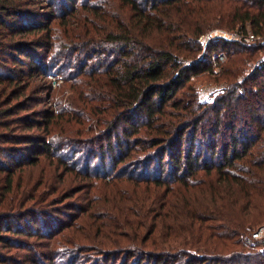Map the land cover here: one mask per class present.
I'll return each instance as SVG.
<instances>
[{
    "label": "trees",
    "instance_id": "obj_1",
    "mask_svg": "<svg viewBox=\"0 0 264 264\" xmlns=\"http://www.w3.org/2000/svg\"><path fill=\"white\" fill-rule=\"evenodd\" d=\"M56 1L0 0V264H264V44L200 40L264 0Z\"/></svg>",
    "mask_w": 264,
    "mask_h": 264
},
{
    "label": "rangeland",
    "instance_id": "obj_2",
    "mask_svg": "<svg viewBox=\"0 0 264 264\" xmlns=\"http://www.w3.org/2000/svg\"><path fill=\"white\" fill-rule=\"evenodd\" d=\"M58 1H56V9H59L60 11H62V9L65 10L66 7L70 6V4L63 5L61 2H58ZM81 1L82 0H79V2H81ZM52 2H53V0H52ZM50 6H52V4L51 3L49 4L47 1H45L42 3V5L40 7L38 6V7L33 8L35 16L36 15L40 16L39 20L41 22H43L44 24H46L48 22L46 20L50 16V12H51ZM50 22L53 23L54 21L51 20ZM214 30H221V31H225L228 33H232L230 30L223 29V28L213 29L212 31H214ZM248 44H252V43H248ZM35 52H36V55L41 58V60L46 61V53H45L44 49L42 51L37 50ZM263 55H264V53H262V58H263ZM42 58H44V59H42ZM227 60L228 59H226V61H224L223 63H226ZM55 62H56V60H55ZM58 67H60V68H57L55 70L51 69V73L49 74V76L45 77V81L48 83V85H50V89L48 92H42V96H44V97L47 96L46 105L45 104H42V105L32 104L29 106L28 111L21 112L20 115H25V114L31 113L33 111L39 112L40 110L47 107V105L49 106L52 103H56V90L61 85H63V81L60 79L61 78L60 76L62 75L61 70H62V68H64V65L63 66L59 65ZM65 70H67V69H65ZM216 72H221V66H219L216 69ZM194 80H195V84H196L198 90H200L201 98L204 101H210V100L212 101L213 98L216 96V94L219 91H221V89L224 86V83H222V84L217 83L215 80L209 79L207 77L196 78ZM58 100H60V99H58ZM56 112L58 113V111H56ZM243 118H246V117L243 115ZM243 118H242V120L240 119L241 121L238 123L240 127L242 126V123L244 121ZM246 128H249V127H246ZM169 222H171V224H172V220ZM261 225H264V223L259 224V226H261Z\"/></svg>",
    "mask_w": 264,
    "mask_h": 264
},
{
    "label": "built area",
    "instance_id": "obj_3",
    "mask_svg": "<svg viewBox=\"0 0 264 264\" xmlns=\"http://www.w3.org/2000/svg\"><path fill=\"white\" fill-rule=\"evenodd\" d=\"M225 40L228 42H234V41H243L245 40L247 43H261L264 44V36H256L252 33L248 34L247 36H243L239 33H228L221 30H214L203 37H201V41L206 48L208 44L212 41L216 40ZM227 59V55L225 52H219L214 55V61H215V67L218 66L219 63L224 62ZM264 59V55H263ZM247 243L250 247L260 250L261 252H264V225L259 226L256 228L252 234L247 238Z\"/></svg>",
    "mask_w": 264,
    "mask_h": 264
}]
</instances>
